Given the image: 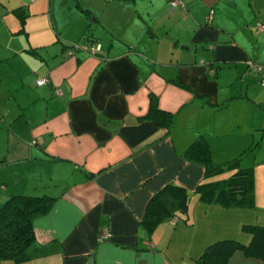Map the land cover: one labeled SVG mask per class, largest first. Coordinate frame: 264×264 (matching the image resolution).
<instances>
[{"label": "crops", "instance_id": "obj_1", "mask_svg": "<svg viewBox=\"0 0 264 264\" xmlns=\"http://www.w3.org/2000/svg\"><path fill=\"white\" fill-rule=\"evenodd\" d=\"M57 1L0 0V203L52 196L17 264H198L214 240L247 242L241 225H264V68L247 64L264 60V30L252 31L264 0ZM85 39L95 53L74 47ZM149 94L168 125L145 115ZM200 135L213 162L245 157L251 205L199 197V181L232 170L204 177L186 153ZM166 183L186 209L146 231L145 204ZM226 264L264 260L235 249Z\"/></svg>", "mask_w": 264, "mask_h": 264}, {"label": "trees", "instance_id": "obj_2", "mask_svg": "<svg viewBox=\"0 0 264 264\" xmlns=\"http://www.w3.org/2000/svg\"><path fill=\"white\" fill-rule=\"evenodd\" d=\"M145 115L155 123L168 125L170 121V112L157 105L155 94H149ZM186 153L202 163L204 177L232 169L226 176L199 181L196 191L201 199L223 206L251 205L252 168L250 165L238 164L241 152L222 162H213L209 157L207 141L200 135L189 144ZM186 195L183 187L173 183L164 184L147 200L140 224L146 231H150L161 219L170 218L177 211L184 212ZM51 200L52 196L46 193L15 192L0 203V261L9 259L17 264L29 256V246L34 240L32 220L34 216L48 209ZM241 228L249 233L247 242L231 237L214 240L204 246L197 257V263L226 264L228 256L235 249H241L246 255L264 260V225L243 223Z\"/></svg>", "mask_w": 264, "mask_h": 264}, {"label": "built area", "instance_id": "obj_3", "mask_svg": "<svg viewBox=\"0 0 264 264\" xmlns=\"http://www.w3.org/2000/svg\"><path fill=\"white\" fill-rule=\"evenodd\" d=\"M169 3L171 5V7L176 6V5H182L180 0H169ZM252 30L254 33L258 32L260 30H264V23L256 22L255 25H253ZM74 47L82 48L83 50H85L88 53H95V51L98 49V44H91L89 39H85L80 44L79 43L74 44ZM66 53H69V50H67ZM247 64L249 66H252L253 69L256 71H259L261 69V65L255 61L248 60ZM45 80H46L45 77H40V78L36 79V83L40 84V83H43ZM262 82L264 83V80H262ZM98 235L100 238H104L108 235V232L105 228H101Z\"/></svg>", "mask_w": 264, "mask_h": 264}, {"label": "rangeland", "instance_id": "obj_4", "mask_svg": "<svg viewBox=\"0 0 264 264\" xmlns=\"http://www.w3.org/2000/svg\"><path fill=\"white\" fill-rule=\"evenodd\" d=\"M73 4H76V1L75 0H72L71 1ZM66 5H67V2H66V0H58L57 1V9L55 10V12H62V10L63 9H65L66 8ZM255 14L259 17V21H255V23L256 22H262V23H264V12H255ZM255 23L253 24V25H255ZM253 25H252V27H253ZM262 65H261V68L263 67L264 68V60H263V62L261 63ZM260 72V71H259ZM258 84H260L262 87H264V83L262 82V81H258ZM262 149H263V147H262ZM247 156H249V153L247 154ZM251 156V155H250ZM242 158H243V160H242ZM241 158V160H239L238 161V164H241V165H243V163H248L247 162V160L245 159V157H242ZM249 165V164H248ZM243 166H245V165H243ZM254 170V169H253ZM256 176L258 177L259 176V174H256ZM257 179V178H256ZM6 260H8V259H6ZM3 264H5V263H3Z\"/></svg>", "mask_w": 264, "mask_h": 264}, {"label": "water", "instance_id": "obj_5", "mask_svg": "<svg viewBox=\"0 0 264 264\" xmlns=\"http://www.w3.org/2000/svg\"><path fill=\"white\" fill-rule=\"evenodd\" d=\"M169 219V218H168Z\"/></svg>", "mask_w": 264, "mask_h": 264}]
</instances>
